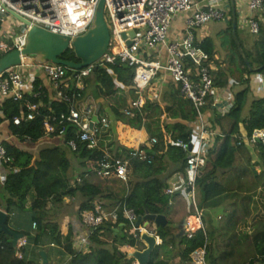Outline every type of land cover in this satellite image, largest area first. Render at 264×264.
<instances>
[{
	"label": "trees",
	"instance_id": "obj_1",
	"mask_svg": "<svg viewBox=\"0 0 264 264\" xmlns=\"http://www.w3.org/2000/svg\"><path fill=\"white\" fill-rule=\"evenodd\" d=\"M227 31L231 35L230 43L237 53L236 62L232 57L231 63L233 61L239 65L242 73L264 74V68L251 71L246 64L233 36L232 18ZM237 36L251 67L258 69L264 66V23L261 24L259 33L253 35L252 47H245L238 35V28ZM199 46L213 57L215 48L212 39H205ZM5 54L0 55V59ZM61 57L81 61L73 49H68ZM226 75V72L220 71L215 77V85L226 87L229 84ZM37 79L36 89L40 84ZM84 81L86 87L83 94L89 93L96 99H105L109 105L107 115L101 112L99 116L112 120L108 127L97 125L98 147L94 149H89L80 142L77 150L71 149L67 140L76 137V128L70 125L63 138L56 135L45 136V118L67 111L68 105L65 102L43 97L45 103L34 119H25L19 125L14 124L13 119L20 114V102L13 99L0 102V127L5 128L6 133L1 140L7 155L12 158V161L4 164L7 173L4 183L0 182V209L9 214L8 222L10 213L15 208L32 212V222L37 223L35 234L11 228L7 222L8 226L33 240L36 245L40 244L44 236H48L71 255L66 264H131L134 259L128 258L129 252L124 250V246H135L123 235L129 224L123 216L124 209H133L137 217L147 213L169 216L171 196L177 193H165L168 180L176 171L185 172L187 163L186 153L177 145L170 144L168 136L173 140L188 141L196 131V127H190L189 123L197 120V111L173 81L170 82L169 89L156 98L149 92L155 85L152 81L153 84L146 91L145 104L141 108H134L132 102L139 96L134 82V69L121 61L99 64L97 70H93ZM242 85L244 87L235 93L234 105L228 111L212 108L211 104L206 107V110L208 107L212 109V115L221 125V136L214 137L206 164L197 179V190L204 203L230 191L222 179L225 174L236 169L237 155L246 148L245 141L241 140L242 143L239 144L235 136L242 135L243 131L251 136L255 130L264 129V95H253L249 78ZM32 101L39 100L32 98ZM223 119L231 122L230 130L222 124ZM207 123L209 126V120ZM209 128L214 129V126ZM151 137H156L158 142L153 144ZM138 147L146 149L152 155L151 164L131 157L133 150ZM254 147L259 157L256 164L260 171L253 172L259 176L264 174V144L255 142ZM105 153H109L114 159L130 158L131 185L116 177L103 179L89 169L88 163L99 161ZM77 176H80V182L76 181ZM31 195L33 198L29 203ZM67 197L73 200L66 203ZM97 203L103 209L117 208L119 220L115 224L106 222L98 227L90 236L89 251L84 252L74 245L76 230L79 229L75 223L82 227L83 214L95 210ZM70 210L74 218L65 220V212ZM122 223L125 224L124 229L117 232L116 229ZM168 224L156 230L162 239L161 246H184L183 249L180 248V256L186 263H192L191 253L195 249L206 246L209 264H217L214 244L209 239L207 228H200L191 238L186 234L177 237L168 229ZM262 224L264 225V181L250 194L247 215L238 221L237 230L246 236ZM140 242L144 244L143 241ZM22 251L23 247H15L13 237L1 231L0 227V264H36L24 254L19 257ZM157 251L156 246L149 264H167L156 261ZM256 251L260 257L264 256V237L256 243ZM261 262L264 264V259ZM257 263L258 259L254 258L244 264Z\"/></svg>",
	"mask_w": 264,
	"mask_h": 264
},
{
	"label": "built area",
	"instance_id": "obj_2",
	"mask_svg": "<svg viewBox=\"0 0 264 264\" xmlns=\"http://www.w3.org/2000/svg\"><path fill=\"white\" fill-rule=\"evenodd\" d=\"M100 0H0V28L9 19H17L13 13L25 18L32 25L42 27L52 32L76 38L84 35L92 27L95 20L97 7ZM227 8V9H226ZM227 10L232 13L230 0H106L105 18L110 29V42L107 52L97 62L99 64L115 63L118 61L127 63L134 69V82L138 88V98L132 102L134 108L143 107L144 92L150 83L161 75H168L170 79L179 85L182 95L189 99L197 111V120L193 127H198L188 141L168 137V142L177 145L186 153L185 179L178 180L165 189V193L172 195L187 189L193 202L196 204L197 179L201 169L207 161V154L214 143L215 132L207 126L206 107L209 104L216 106L220 111H228L234 105L221 106L227 100L219 88L215 85L213 66L210 64V55L195 45L194 32L213 21H224L228 17ZM249 15L242 22L251 34L256 35L264 22V0H249ZM177 15H188L185 20L184 36L171 40L169 31L174 18ZM108 18V19H107ZM18 20V19H17ZM21 22V21H20ZM24 26L22 34L17 37L13 45H9L5 39V32L0 40V50L9 53L16 49H22L27 44L30 25L21 22ZM135 31L132 36L129 32ZM127 34V36H124ZM132 43L129 45L128 41ZM166 51V58L161 57L162 50ZM196 65V72L190 70V65ZM94 64L81 69H75V73L68 74L69 68L62 64L50 61H40L34 58V63H22L6 69L0 74V102L13 99L20 102V114L13 119L14 124L19 125L23 120L34 119L36 113L43 106V97H46L44 85L39 84L35 88V79L44 77L50 85L51 99L63 101L68 105L67 111L49 115L44 120L45 136L56 135L63 138L67 127L76 129V137L67 140L71 149L77 150L78 143L85 144L87 148L98 147L96 127L102 124L108 127L110 121L101 118L92 103H89L83 91L86 87L84 79L93 72ZM39 75V76H37ZM259 88L264 92V74L261 75ZM38 99V102H33ZM97 115L99 121L93 117ZM208 120V119H207ZM94 128H91V124ZM220 135L221 134H216ZM241 144L261 142L264 144V129H257L251 136L242 134L235 136ZM153 144L158 142L156 137H151ZM132 158H138L151 164L153 157L142 147L133 150ZM12 161L7 155L0 136V182L6 179L4 164ZM89 169L103 179L119 178L128 183L130 177V158H112L105 153L99 161H90ZM80 182V176L76 177ZM124 218L135 226L132 235L136 240H141V234L147 229L141 224L136 226L138 219L133 209H124ZM119 220V210H107L101 208L98 203L95 210L83 214L82 221L84 231L76 235L74 245L84 252L90 249V236L106 222L113 224ZM37 223L33 222V229ZM149 233H153L149 231ZM195 231L190 228L188 222L187 236L193 237ZM27 241L20 239L18 247L25 246ZM126 251H133L130 244L125 245ZM19 256H22L19 253ZM193 264H209L208 249L201 246L191 253ZM131 264H138L134 260Z\"/></svg>",
	"mask_w": 264,
	"mask_h": 264
},
{
	"label": "crops",
	"instance_id": "obj_3",
	"mask_svg": "<svg viewBox=\"0 0 264 264\" xmlns=\"http://www.w3.org/2000/svg\"><path fill=\"white\" fill-rule=\"evenodd\" d=\"M235 1H236V10H241V12L243 13L242 18L239 21L240 22L239 25L242 27H245L242 25V22L244 21L245 17L247 15H249V13H250V11H249V0H235ZM230 7H231V3H230ZM187 17H188V15H177L174 18V21H173L171 28H170V31H169V39L174 40V39H178V38L184 36L185 20ZM229 20L230 19H226L224 21H219L218 23H216V21L210 22L207 25H204L203 27L196 29L194 32V42H195V45L199 48H200L199 44L202 43L205 39L210 38L213 40L215 52H214L213 57L210 56V64L213 66L214 78L216 77V75L220 71L226 72V74H227L226 77H228L229 84L226 87H220L218 85L216 86L217 88L220 89L219 92H221L223 97L227 94L229 95V96H227V100L223 101V104L221 106L228 105V104H230L231 101L234 103L235 93L244 87V85H242V82H244L248 78L250 79V84H251V88L253 91V95L254 96L255 95H262V94L264 95V93H262L260 88H259V84H260L262 74L253 73V74L249 75L248 73H244V72L242 73V71H240V67L236 68L237 64L235 63L236 62V55L234 54V49H233L230 41H225L223 39L224 35L229 34L227 31L228 26H229ZM5 30H6V28H5V24H4L0 28V40H2V35L6 32ZM226 49H227V51H226ZM201 50H203V49H201ZM229 53L234 54L233 55V58H234L233 61H235V62H232V63H233V66L235 67V69L233 68V70H230L228 72L226 70L227 69L226 67L228 64L227 61L229 58L227 56ZM161 57L163 59L166 58V51L164 49L162 50ZM232 63L230 62V65H232ZM237 66H239V65H237ZM231 71H232V73H230ZM236 75H238V77H235ZM37 76H39V75H37ZM39 78H44V77H39ZM153 81L155 82V85L152 88H150L149 92L152 93V96L154 98L158 97V95L167 91L169 89L170 82H172V80L170 79V77L168 75H161ZM38 83L44 85L45 94L47 95L48 98H51L52 89H51L50 85L48 84V82L46 81V79L44 78L43 80H40ZM35 84L36 83L34 82V86H35ZM147 90H148V88L146 89V91ZM146 91L144 94L143 105L145 104V101H146L145 100V96L147 93ZM85 98L89 103H92L95 106L98 115L101 114V112H103L102 114L107 115L106 112L109 109V105H107L105 99H102V98L96 99L93 97V95H91L89 93L85 95ZM251 99H252V97H251ZM44 103L45 102L43 100V104ZM213 107L216 108V106L212 105V108ZM205 113H206L207 119L209 120L208 128L210 126H214L215 130L214 129H210V130H212L216 134H218L219 131H221V125H219V122L216 121L215 120L216 118L212 115V109L208 107V109L206 110ZM207 119H206V122L208 121ZM111 122H112V120H110V123ZM193 123L194 122L189 123V126L193 127L192 126ZM222 124L224 125L225 128L230 130L231 122L229 120L223 119ZM207 125H208V123H207ZM197 130H198V127H196L195 132H197ZM216 134H215V136H216ZM243 134H246L245 131H243ZM0 136H1V139L4 136H6L5 128L0 127ZM6 138H8V137H6ZM251 145H253V146H251ZM246 146L255 148L254 144H246ZM258 160H259V157H258ZM236 169H238V168H236ZM165 173L166 174L168 173V169H166ZM228 173L225 174V176L228 175ZM184 179H185V172L176 171L169 178L168 186L172 185L174 182H177L178 180L180 181V180H184ZM257 188H255L249 192L246 191L247 193L246 192L243 193L244 195H248L246 200H245L246 201V204H245L246 214H244L245 216L247 215V211H248V206H249V202H250V194L254 190H256ZM175 193L180 194V192H175ZM229 193L230 192H228V193H226L220 197L215 198L214 199L215 201H213L215 203H211V204L209 203L210 206L205 208L204 212L201 213L199 211V208H198V211H199L198 214H188L186 217V224L187 225H186L185 229L181 230V223L179 220H177V222L174 223L175 226L173 228L175 230V233L177 234V237L183 236L185 234L187 235L188 222H189V218L191 216H195L199 220V227H198V229L195 230V232L197 230H199L200 228H207V229H210V228L214 229L215 228L217 230L223 229L221 226V223L218 220L223 221L225 219L226 214L225 215H224V213L221 214L220 212H218V210H221V208H224V207H229V204L233 203L234 204L233 208L232 209L230 208V210L228 212L229 214L232 215V213L235 212L237 209H238V211L236 213L237 215L239 214L240 211H242L241 207L238 206L239 201L233 197H230ZM244 195H242V198L244 197ZM32 198L33 197L31 195L29 203L32 201ZM72 200H73V198H68V197L65 198L66 203H69ZM228 202H230V203H228ZM211 209H213L214 211ZM239 209H241V210H239ZM243 209H244V207H243ZM19 212L22 213L23 215L15 223L16 227L14 229L22 230V231H28L31 228L30 231H31V233H33L32 230H35V229H33V222L31 220V223L28 224V219H26L27 214H29L31 216V219H32L33 213L32 212L19 211L17 208H15L10 213V215L16 216ZM212 212H213V214H212ZM214 212L215 213L218 212L217 215H214ZM233 215H234V213H233ZM244 215L242 217L238 218V220L236 222V228H237L238 221L241 218L245 217ZM72 216L73 215H71V210L69 212H65V215H64L65 220L69 219V217L74 218ZM212 217H214L216 219V221H214V219ZM9 218H10V216H9ZM167 218L169 221V216ZM75 226L77 228H79L76 230V235H79L80 233H82L84 231L83 224H82V227H80V225L78 223H75ZM152 226L154 229L152 232L158 238V244H157L158 251H157V256L155 258L156 261H158V260L164 261L167 264H192V263L183 262L181 260L180 248L183 249L184 246H180L179 244H176V245L169 244L166 247L161 246L162 239L157 235V233H156L157 228H155V225H152ZM33 234H35V233H33ZM255 234H256V236L254 237V241H253L254 242L253 245L255 248L254 252L251 255L250 259H248V261H246L245 263H248L252 259L256 258V259H258L257 264H259V263L263 264V262H261V259H264V256L260 257L257 254L256 243L264 237V226L262 228L257 229L256 231L250 233L249 235L251 237H253V235H255ZM75 238H76V236H75ZM21 239H25L27 241V243L25 246H23L24 251H22L20 254L21 255L24 254L28 259L34 260L36 262V264H42L43 263V258L40 255V252L42 250H44L47 253L48 264H66L71 259V255L66 253L61 246H59L58 244L53 242L48 236H44L39 245H36L33 242V240L31 241L30 239H27L25 236ZM239 241L241 243L245 244V239L240 238ZM124 250H125V246H124ZM128 252H131V251H128ZM19 257H22V256H19ZM231 263L232 262H230V261L224 262V264H231ZM241 264H244V263H241Z\"/></svg>",
	"mask_w": 264,
	"mask_h": 264
},
{
	"label": "rangeland",
	"instance_id": "obj_4",
	"mask_svg": "<svg viewBox=\"0 0 264 264\" xmlns=\"http://www.w3.org/2000/svg\"><path fill=\"white\" fill-rule=\"evenodd\" d=\"M227 9V8H226ZM237 13V28H238V35L240 37V39L242 40V42L244 43L246 48L252 47L253 42H254V38L253 35L249 32V29L247 27H242L239 25V21L242 18V12L241 10H236ZM227 14L228 17L232 16V14H229V11L227 10ZM108 19V18H107ZM219 22V21H218ZM216 22V23H218ZM25 25H22L21 22L15 18H11L9 19L6 23H5V28H6V33L8 38L5 39L6 42L9 45H13L16 40L17 37L22 34L23 29H24ZM201 28V27H200ZM198 29V28H197ZM223 39L225 41H230L231 40V35L227 34L223 36ZM227 51V49H226ZM3 51L0 50V55H3ZM234 54L237 55L236 51L234 50ZM234 54H228V64H227V71L229 72L230 70H233V68L235 69V67L232 65H230V60H232V57ZM34 58H36L35 55H28L25 56L23 58V61L25 63H34ZM230 61V62H229ZM233 62V61H232ZM190 70L191 72L195 73L196 72V65H194L193 63H191L190 65ZM236 68H238V66L236 65ZM75 69H68V74H73L75 73ZM235 77H238V75H236ZM44 78H38L37 80H43ZM238 79V78H237ZM36 80V79H35ZM152 83V82H151ZM148 86V88L151 87V84ZM262 93H264L263 91H261ZM253 146V145H251ZM257 162H259L258 160V155H257V151L255 148L252 147H247L245 149H243V151H241V153H239L237 155V167L238 169H233L231 170L228 175H226L225 177H223L222 182L224 183L225 186H227L230 189V197H233L235 199H237L238 202V206L241 207L242 211L239 212V214L237 215V211L238 209L231 214H229V210L230 208H233V203L229 204V207H224L221 208V210H218V212H220L221 214L224 213L225 219L223 221L218 220L221 223V226L223 229L221 230H217V229H213L210 228L208 229L209 231V239L210 241L214 244V250H215V256L217 258L216 262L217 264H224V262L226 261H230L232 262L231 264H241V263H245L246 261H248V259H250L251 255L254 252V237L256 236L253 235V237H251L249 234L244 236L241 233H239V231L236 228V222L238 220L239 217H242L244 214H246V208H245V204H246V198L248 195H244L243 193H245L246 191L249 192L255 188H257L258 186H260L263 181H264V174H260L259 176L254 174V170L257 171V173H259L260 171V167L256 164ZM132 182H129V184L131 185ZM246 192V193H247ZM242 195H244V197L242 198ZM241 196V197H240ZM219 199V198H218ZM196 204L193 202L191 195L189 194L188 190L185 189L182 192H180V194H176L175 196H171L170 199V207H169V224H168V229L175 235H177L175 233L174 228V223L177 222V220L180 221L181 223V230L185 229L186 227V217L188 214H198L199 211L202 213L204 212L205 208H207L209 205V203H215L213 201H215L214 199L211 200L210 202L204 203L202 200V196L200 195L199 190H196ZM244 207V209H243ZM199 208V211H198ZM239 209V210H241ZM213 210V209H211ZM216 210V209H215ZM20 211V210H19ZM214 211V210H213ZM217 212V213H218ZM217 213L214 212V215H217ZM213 214V212H212ZM241 214V215H240ZM22 213H18L16 216H11L9 218V226L11 228H15V223L17 222V220L19 218L22 217ZM245 216V215H244ZM214 219V221H216V219L214 217H212ZM26 219H28V224L31 223V216L29 214L26 215ZM216 223V222H215ZM155 225L153 222H150V224L147 226V229L149 231H153V226ZM264 225H260L257 229L262 228ZM155 228H159L155 225ZM31 230V228H30ZM30 230H28V232H31ZM33 233H35V230H32ZM123 235H125L129 241V243H132L135 247H133V249H141L144 248V244L141 243L140 241L136 240L134 237H132L131 234H133L135 232V226L132 224H128L126 227V231H123ZM130 237V238H129ZM246 237V238H245ZM245 239V244L241 243L239 241V239ZM176 242L178 241V239L175 240ZM238 241V242H237ZM169 245V244H168Z\"/></svg>",
	"mask_w": 264,
	"mask_h": 264
},
{
	"label": "water",
	"instance_id": "obj_5",
	"mask_svg": "<svg viewBox=\"0 0 264 264\" xmlns=\"http://www.w3.org/2000/svg\"><path fill=\"white\" fill-rule=\"evenodd\" d=\"M105 1L100 0L95 20L92 27L84 35H80L76 38H71L67 35L58 34L42 27L32 25L28 20L19 16L16 13L13 15L21 22L30 25L28 33L27 44L22 49H16L9 53H6L0 59V74L6 69L19 65L25 56L35 55L40 61H50L57 64L65 65L73 69H81L88 65L94 64L93 70H97V62L107 52L110 42V29L105 18ZM232 11V28L233 36L239 47L241 54L243 55L246 64L251 71L264 68H252L249 59L245 55V51L241 45V42L237 36V13H236V1L230 0ZM132 36L135 35V31L129 32ZM127 36V34H124ZM131 40L128 41L130 45ZM73 49L76 57L80 59V62L63 59L61 56L68 50ZM93 119L98 122L99 117L95 115ZM91 128H94V124H91ZM144 221V222H143ZM8 214L4 210L0 209V227L1 231H4L13 237V244L15 247L18 245V241L24 237V235L17 233L14 229H11L8 224ZM150 222H153L157 227H165L168 224V218L164 214H150L145 216H139L136 221V226L141 224L146 228ZM124 223L120 225L116 231H122L124 229ZM141 240L146 245L143 249H134L129 252L128 258L134 259L138 264H149L152 253L158 244V238L154 233H149L147 229H144L141 234ZM40 255L43 258L42 264H48L47 253L42 250Z\"/></svg>",
	"mask_w": 264,
	"mask_h": 264
},
{
	"label": "bare ground",
	"instance_id": "obj_6",
	"mask_svg": "<svg viewBox=\"0 0 264 264\" xmlns=\"http://www.w3.org/2000/svg\"><path fill=\"white\" fill-rule=\"evenodd\" d=\"M189 223H190V228L192 229V230H196V229H198V227H199V220L197 219V217H195V216H191L190 218H189Z\"/></svg>",
	"mask_w": 264,
	"mask_h": 264
}]
</instances>
